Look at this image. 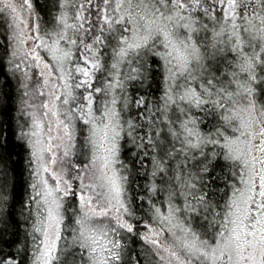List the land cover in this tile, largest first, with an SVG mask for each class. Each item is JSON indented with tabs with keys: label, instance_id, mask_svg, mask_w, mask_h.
Masks as SVG:
<instances>
[{
	"label": "snow or ice",
	"instance_id": "snow-or-ice-1",
	"mask_svg": "<svg viewBox=\"0 0 264 264\" xmlns=\"http://www.w3.org/2000/svg\"><path fill=\"white\" fill-rule=\"evenodd\" d=\"M40 7L0 0L7 65L50 117L22 112L20 215L41 218L0 264H264V0ZM13 192L0 157V233Z\"/></svg>",
	"mask_w": 264,
	"mask_h": 264
},
{
	"label": "trees",
	"instance_id": "trees-1",
	"mask_svg": "<svg viewBox=\"0 0 264 264\" xmlns=\"http://www.w3.org/2000/svg\"><path fill=\"white\" fill-rule=\"evenodd\" d=\"M53 0H39L40 10L42 15L48 12H54L51 5ZM45 27L44 24L41 25ZM5 22L3 14H0V45L7 44L4 40ZM11 51V49H9ZM8 57L5 56L4 48L0 46V131L3 132V140L0 141V157L3 158L7 164L10 174V191H13L14 199L11 203L15 205L14 208L9 209L11 216L10 223L7 224L6 234L0 233V240H3L7 246V250L12 252L15 250V245L18 242H23L26 235V230H30V225L33 221L39 220L40 216L33 217V220L26 221L20 215V201L26 199L28 192V185L35 179L31 175V148L22 139L19 138L20 124H25L24 131H26V123L22 115V105L24 92L22 79L18 72H14L7 65ZM159 84L153 82V89H158ZM79 134L77 138V147H79ZM76 158L73 157V160ZM143 184L144 180L141 177L129 176V193L135 197L136 190L133 188V183ZM135 204V200H133ZM37 235H39L37 233ZM140 242L136 241L131 247L140 251ZM23 264V259H22Z\"/></svg>",
	"mask_w": 264,
	"mask_h": 264
},
{
	"label": "rangeland",
	"instance_id": "rangeland-1",
	"mask_svg": "<svg viewBox=\"0 0 264 264\" xmlns=\"http://www.w3.org/2000/svg\"><path fill=\"white\" fill-rule=\"evenodd\" d=\"M29 48V45H25L24 46V49L21 50L20 52V56L16 58L17 62H20V60L23 59V51L24 50H28ZM43 55V53H41ZM24 67L27 68V61H25L24 63ZM28 71L30 72V74H33V80L36 79V76L34 75L35 72L37 71L36 69H28ZM18 74L20 75L21 79H22V82L25 83L26 81L24 80V75L22 72H18ZM24 89V88H23ZM31 90V85H30V88L29 89H24V91H30ZM44 98L43 97H37L35 99L33 98H30V97H24V100H27L29 104H32L34 105V107L32 108H25L24 104L22 105V112L23 113H27V112H35L36 116L38 118H40L41 120L45 121V132H46V129H47V119H50V117L48 118H45L42 116V112L44 111L43 109L37 107L40 103L41 100H43ZM23 118H24V121L26 123V131L29 129L30 127V124H31V117H28L26 115H23ZM43 138V137H41ZM78 138V136H77ZM32 139H35V138H32ZM47 153H45V159H47ZM47 175V174H45ZM51 182V181H50Z\"/></svg>",
	"mask_w": 264,
	"mask_h": 264
}]
</instances>
